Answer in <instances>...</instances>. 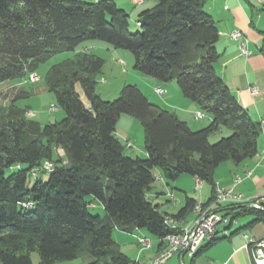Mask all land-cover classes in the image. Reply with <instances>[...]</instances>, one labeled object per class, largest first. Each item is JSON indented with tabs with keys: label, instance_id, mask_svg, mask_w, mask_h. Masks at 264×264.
<instances>
[{
	"label": "trees",
	"instance_id": "1",
	"mask_svg": "<svg viewBox=\"0 0 264 264\" xmlns=\"http://www.w3.org/2000/svg\"><path fill=\"white\" fill-rule=\"evenodd\" d=\"M154 1L139 14L140 30L134 33L130 15L117 0H0V87L38 74L57 55L77 52L44 75L46 90L65 111L59 122L42 125L30 118L29 108L17 106L28 92L3 95L0 90V99L9 101H0V264H33L34 252L39 264H56L83 251L92 257L89 264H132L113 238L115 229H145L160 241L173 232L166 216L180 220L197 203L188 198L177 215L163 214L149 196L157 172L168 182L189 175L211 185L213 195L203 203L207 207L215 199L216 169L258 154L261 123L215 70L219 30L205 10L206 0ZM92 41L130 51L137 71L176 82L212 121L194 131L136 85H124L115 100L103 99L96 87L105 60L82 50ZM123 114L142 123L146 158L125 155L116 136ZM224 129L230 134L211 143V136ZM46 161L53 170L34 176ZM43 173H49L46 180ZM88 196L103 205L105 217L90 213ZM262 206L240 207L236 216L264 215Z\"/></svg>",
	"mask_w": 264,
	"mask_h": 264
},
{
	"label": "crops",
	"instance_id": "2",
	"mask_svg": "<svg viewBox=\"0 0 264 264\" xmlns=\"http://www.w3.org/2000/svg\"><path fill=\"white\" fill-rule=\"evenodd\" d=\"M130 1L136 7L132 11L136 14L142 9L149 8L150 4H152L151 1L154 0ZM205 10L212 16L219 30V39L216 43L219 59L215 64V70L230 88L239 104L248 111L255 121L261 123L263 129L259 139L258 154L239 165L233 162L222 163L216 169V185L242 194L246 200H249L248 203L257 202L264 205V0H206ZM234 30L242 32L247 39L248 48L251 51L249 56L242 55L238 42L232 40L230 37V33ZM82 50H91L95 53L97 52L96 54L99 55L98 51H111V48L93 42L83 46ZM114 53L119 52L114 51ZM146 81L147 88L151 87L152 89H150L149 94L144 92L145 95L156 105L175 112L190 127H206L212 121L210 117L208 124H200L199 120L195 118V114L200 111L198 105L182 95L176 82L163 83L150 77ZM39 82L33 83L35 84L33 87L36 88V91H45L46 88L44 86H36ZM254 87L258 89V92L255 94L251 91ZM156 88H163L165 92L158 94ZM0 101L4 104L8 102L2 99ZM130 156L133 157L132 155ZM146 157L147 152H145V157L140 158ZM248 171H252V175L249 177L245 175ZM157 174L160 176V180L156 182L158 183L157 189L154 186L149 196L153 203L159 206L163 214L177 215L185 207L188 198L206 203L213 195L212 186L205 182H202L198 188L195 187L196 193L194 194L190 190L191 185L182 187L175 181L174 184H171L160 172H157ZM238 176H242L243 180L237 184L235 183V179ZM190 177L197 183L196 178ZM175 192H181L184 195L178 196ZM170 193L173 194V199L169 196ZM242 205L246 204L224 202L214 206L213 209L215 212L228 215L233 219V217L240 213L238 208ZM195 217V214L192 212L182 218V220L185 225H190L195 220ZM239 217H245L244 221L240 222ZM260 218L262 219L260 220ZM235 221L230 224L219 225L215 241L198 256L191 257L187 253H182L174 257H177L181 264H253L249 247L251 245L250 240L264 238V215L255 213L238 215ZM254 221L256 223L250 225ZM119 231L122 233L120 234L121 239L123 241L126 240L131 245L128 249L125 247L123 250L122 248V252L132 260V264H137L138 260L149 261L153 259L162 247L160 241L156 238V240L152 239V249L140 252L136 236L151 238L149 233L142 229L134 233ZM119 242L116 241L117 244ZM208 243H203L199 249Z\"/></svg>",
	"mask_w": 264,
	"mask_h": 264
},
{
	"label": "rangeland",
	"instance_id": "3",
	"mask_svg": "<svg viewBox=\"0 0 264 264\" xmlns=\"http://www.w3.org/2000/svg\"><path fill=\"white\" fill-rule=\"evenodd\" d=\"M146 1V0H145ZM144 2V1H143ZM152 4H150L149 8H145L140 10L138 13L134 14L132 11L136 8L130 0H117V4L120 8L124 9L127 11V13L130 15V29L132 32H137L140 30L139 25L137 24V21L139 19V14L146 10L150 9L155 5L154 1H151ZM95 42V44H102L105 47H110L111 51H105L100 52L99 56H101L105 60V65L103 68V74H100L98 76V83H97V93L105 100H115L119 97L120 92L123 88L124 85L130 84V85H136L138 86L143 92L145 93H150L151 87L147 88V78L146 76L142 75L139 71H137L134 68L135 65V57L134 55L127 50L123 49H115L111 45H109L106 42H101V41H92L90 43L86 44H91ZM114 51H117L119 53H114ZM77 52H69V53H64L55 56L52 58V60L44 65L41 66V68L38 71V77L39 79L36 82H39L36 86L37 87H43L45 88L44 84V75L49 69V67L55 63H59L63 60L66 59H73L75 57ZM97 53V52H96ZM106 81H105V80ZM36 82H31L30 79L26 80H14L11 81V83H7L5 85H2L0 87V90H2V94H10L13 90H16L15 92H19L21 90L28 92L30 95L25 98H20L17 100V106L21 108H29L30 112H32V116L30 118L37 120L40 122L42 125L48 124V123H55L61 121L65 117V111L60 108L56 102V99L54 95L47 90L45 91H36L35 87H33V83ZM149 84V83H148ZM150 85V84H149ZM76 89L78 93L81 95V98L84 102H87V98L83 92V89L81 85L78 83L76 85ZM151 101V100H150ZM152 102V101H151ZM9 101L7 102V104ZM154 103V102H152ZM155 104V103H154ZM55 107V109L51 110V108ZM170 111V110H169ZM200 124H208L210 122V117L207 116L206 119H200L199 120ZM193 127V126H191ZM202 127H193V130L196 131L198 129L203 128ZM230 134V132L227 129H224L221 133L215 134L211 136L210 142L215 143L222 137H226ZM116 136L118 139L122 142V144L125 146V155H132L133 158L140 156V157H145V137H144V130H143V125L142 123L130 116L123 114L117 125L116 129ZM128 143L131 144V147H128ZM158 175V174H157ZM40 177L43 180H46L49 177V173H43L40 175ZM35 178L30 177L29 184L30 186L34 183ZM178 184H180L182 187H188L191 185V192H195V187L197 186V183L195 182L194 179H191L190 176L185 175L179 178L177 181ZM174 181L171 182V184L175 183ZM157 184L155 185V189H157ZM178 196L179 195H184L181 192H175ZM177 197V196H176ZM87 201L89 203V211L92 215H99L102 218L105 217V210L103 208V205L98 202L94 197L88 196ZM92 203L95 204V207L92 206ZM246 217V216H245ZM245 217H239L240 222H243ZM143 231H146L145 229H142ZM122 234L118 229L114 230L113 236L115 241H120L119 247L120 250L122 251L125 249H128L131 247L127 243L126 240L121 239ZM151 239L156 240V237L149 234ZM124 243V244H123ZM32 260L33 264H39L40 263V258L37 254V252H34L32 254ZM92 261L91 255L87 251H83L80 256L72 261H63V262H57L56 264H89ZM168 262V261H167ZM166 262V263H167ZM172 264H181L180 260L177 257H174L172 260L168 262Z\"/></svg>",
	"mask_w": 264,
	"mask_h": 264
},
{
	"label": "built area",
	"instance_id": "4",
	"mask_svg": "<svg viewBox=\"0 0 264 264\" xmlns=\"http://www.w3.org/2000/svg\"><path fill=\"white\" fill-rule=\"evenodd\" d=\"M97 1V0H96ZM142 0H135V2H140ZM260 1V0H259ZM232 40L238 42L239 48L242 52V55L249 56L251 51L248 48V41L239 30H234L230 33ZM31 82H36L39 77L37 74H31L29 77ZM252 93L255 94L258 92L256 87L251 89ZM158 94H163L165 90L163 88H156ZM55 107L51 108V110ZM29 116H32V112L28 113ZM195 118L205 119L206 115L199 111L195 114ZM264 122V121H263ZM128 147H131V144L128 143ZM54 166L52 162L46 161L41 168L33 173L34 176H38L39 173L43 171L51 172ZM247 177L252 175V171L245 173ZM157 180H160V176H156ZM243 177L238 176L235 179V183L242 182ZM202 184V181L197 180L198 188ZM169 196L173 199L174 196L172 193ZM249 200H246L242 194L235 193L231 189H224L218 185L215 188V199L207 207L203 206L201 201L196 203L193 213L195 214V220L190 225H185L182 219H176L173 216L167 215L165 218V224L173 231L164 238L160 240L161 248L156 254V256L149 260H138L137 264H166L172 257L187 253L191 257L195 256L199 247L205 243L212 241L216 235V231L219 225L221 224H230L236 222L228 215L220 214L214 211L213 207L220 205L224 202H231L235 204H247ZM252 208L263 210V206L257 202L248 203ZM248 238L247 236H245ZM140 252H144L152 249L153 241L151 238L146 236H136ZM251 245L250 252L253 260V264H264V238L260 240H250Z\"/></svg>",
	"mask_w": 264,
	"mask_h": 264
},
{
	"label": "water",
	"instance_id": "5",
	"mask_svg": "<svg viewBox=\"0 0 264 264\" xmlns=\"http://www.w3.org/2000/svg\"><path fill=\"white\" fill-rule=\"evenodd\" d=\"M241 207H251L249 204L242 205Z\"/></svg>",
	"mask_w": 264,
	"mask_h": 264
}]
</instances>
